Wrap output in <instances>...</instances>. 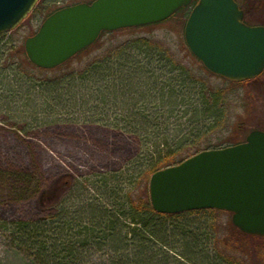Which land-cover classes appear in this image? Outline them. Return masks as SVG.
<instances>
[{"label": "trees", "instance_id": "16d2710c", "mask_svg": "<svg viewBox=\"0 0 264 264\" xmlns=\"http://www.w3.org/2000/svg\"><path fill=\"white\" fill-rule=\"evenodd\" d=\"M56 1H47L45 16ZM70 59L41 68L15 44H0L6 120L20 123L23 134L61 121L100 124L138 137L140 149L119 169L59 177L38 194L43 216L4 225L11 241L33 264H264V237L223 224V210L163 213L150 203L155 170L235 144L199 146L223 121L221 90L192 77L163 44L145 38L110 45L79 67L66 66ZM239 235L260 242L246 248Z\"/></svg>", "mask_w": 264, "mask_h": 264}, {"label": "water", "instance_id": "95a60500", "mask_svg": "<svg viewBox=\"0 0 264 264\" xmlns=\"http://www.w3.org/2000/svg\"><path fill=\"white\" fill-rule=\"evenodd\" d=\"M193 0H92L58 8L24 40L34 65L54 68L90 46L102 31L159 22ZM37 0H0V33L15 28ZM183 36L211 73L230 81L264 70V25H248L236 0H197ZM149 198L163 213L215 208L241 232L264 237V130L241 142L200 150L149 177Z\"/></svg>", "mask_w": 264, "mask_h": 264}, {"label": "rangeland", "instance_id": "374dc122", "mask_svg": "<svg viewBox=\"0 0 264 264\" xmlns=\"http://www.w3.org/2000/svg\"><path fill=\"white\" fill-rule=\"evenodd\" d=\"M47 1L38 0L15 28L0 33V44H15L20 52H25L24 40L44 19ZM90 1L57 0L49 8ZM260 1L238 0L246 10L245 19L252 24H264V0ZM188 9L177 11L160 22L105 31L89 47L74 55L66 66L79 67L113 44H139L144 38L154 44H163L189 69L192 77H201L207 86L221 90L225 106L223 121L202 138L204 141L199 146L206 142L212 145L241 142L251 130L264 129V72L255 81L240 83L207 72L184 43L183 29ZM6 118L0 112V264H33L28 255L11 241L4 225L43 216L46 212L38 194L50 189L59 177H81L121 168L138 153L140 141L132 134L100 124L62 121L23 134L19 130L20 123L15 127ZM190 149L194 151L192 147ZM25 175H30L29 182L23 179ZM220 219L223 224L235 228L230 212L221 213ZM252 236L239 235L244 242L242 246L249 248L260 242Z\"/></svg>", "mask_w": 264, "mask_h": 264}, {"label": "flooded vegetation", "instance_id": "af4514ba", "mask_svg": "<svg viewBox=\"0 0 264 264\" xmlns=\"http://www.w3.org/2000/svg\"><path fill=\"white\" fill-rule=\"evenodd\" d=\"M237 2H238V0H237ZM238 5H239V7L243 10V21H244L246 24H248V25H254V24L248 22L247 19H245V16H246V10L240 6L239 2H238ZM63 6H66V5H60V4H58V6H56V7H57L56 9L61 8V7H63ZM184 43L186 44L185 41H184ZM263 72H264V70H263L258 76H260ZM258 76H256V77H258ZM260 130H264V129H260Z\"/></svg>", "mask_w": 264, "mask_h": 264}]
</instances>
